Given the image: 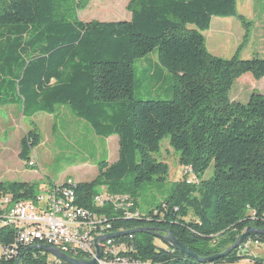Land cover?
Wrapping results in <instances>:
<instances>
[{
	"label": "trees",
	"instance_id": "16d2710c",
	"mask_svg": "<svg viewBox=\"0 0 264 264\" xmlns=\"http://www.w3.org/2000/svg\"><path fill=\"white\" fill-rule=\"evenodd\" d=\"M235 1L130 0L129 20L83 22L73 12L58 16V6H68L69 0H0V92L9 93L0 96V104L15 102V91L25 116L53 113L55 105L67 104L97 135L119 136L116 162H99L91 181L71 178L80 205L98 211L91 197L101 185L136 199L153 176L164 179L168 165L153 156L164 137L178 152L180 167L191 165L200 177L212 165L199 185L186 184L183 177L174 182L166 200L148 213L112 217L118 232L147 228L116 238L129 240L146 264L234 262L250 257L252 243H264L263 234L251 232L225 256L199 262L159 236L169 232L206 257L228 249L247 227L264 228V95L252 92L245 103L229 98L240 76H264V57L214 56L202 34L212 16L235 15ZM153 49L170 74L171 97L135 99L133 62ZM38 142V134L28 131L18 157L27 160ZM36 190L32 182L0 181V193L14 199L33 197ZM156 237L166 246L155 245ZM28 247L22 243V249ZM46 257L32 249L21 264H45Z\"/></svg>",
	"mask_w": 264,
	"mask_h": 264
},
{
	"label": "rangeland",
	"instance_id": "374dc122",
	"mask_svg": "<svg viewBox=\"0 0 264 264\" xmlns=\"http://www.w3.org/2000/svg\"><path fill=\"white\" fill-rule=\"evenodd\" d=\"M130 0H69V5H59L58 16H67L71 12L80 21H120L129 20ZM30 31L23 34L27 39ZM205 47L209 53L221 58L238 54L240 58L252 56L264 57V0H236L235 15L212 16L209 28L202 31ZM3 38L0 37V41ZM156 49L145 56L135 59L134 89L135 99H168L171 97L165 89L170 79H165L157 89L152 88L148 72L154 68ZM15 72V71H14ZM167 72V71H166ZM168 77L169 73H166ZM51 83L54 79L50 80ZM252 92L264 95V76L258 80L246 73L236 79L229 91L231 101L245 103ZM6 90L1 97H8ZM15 102L0 104V181H26L39 185L63 181L72 178L75 181H91L98 173V163L110 165L117 161L119 136L97 135L83 119L76 117L67 104H57L53 113L35 112L24 115L23 100L15 91ZM30 130L39 136V142L30 148L27 160L18 157L20 139ZM153 156L168 165V173L162 180L153 176L136 193L137 208L142 214L148 213L166 200L174 182L182 179L186 184L199 185L201 179L211 175L212 165L198 177L190 168L180 167L178 152L170 145L168 137L160 142V148ZM192 179L193 182H188ZM182 181V180H181ZM105 189V185L96 190ZM131 196L128 193H123ZM133 198V197H132ZM156 237L154 244L166 246ZM242 250L241 252H243ZM250 257L234 262L217 264H254L253 258L264 264V243L251 244Z\"/></svg>",
	"mask_w": 264,
	"mask_h": 264
},
{
	"label": "built area",
	"instance_id": "2783aa9c",
	"mask_svg": "<svg viewBox=\"0 0 264 264\" xmlns=\"http://www.w3.org/2000/svg\"><path fill=\"white\" fill-rule=\"evenodd\" d=\"M70 180L39 185L34 196L29 198L14 199L11 193H0V260L4 264H14L20 254L48 246L71 258L94 259V264L150 263L136 257L133 247L124 240L96 241L114 232L112 217L139 215L134 199L123 193L99 189L91 197L92 206L99 209L95 211L80 206L78 196L76 200L67 199ZM187 181L192 182L191 179ZM7 236H11L8 241ZM22 238H29V249H22ZM248 245L244 243V246ZM97 248L99 257H96ZM44 253L47 255L45 264L67 263L51 253Z\"/></svg>",
	"mask_w": 264,
	"mask_h": 264
},
{
	"label": "water",
	"instance_id": "95a60500",
	"mask_svg": "<svg viewBox=\"0 0 264 264\" xmlns=\"http://www.w3.org/2000/svg\"><path fill=\"white\" fill-rule=\"evenodd\" d=\"M147 230V228L145 227H140V228H134L131 230H127L125 232H120V233H114V234H109L106 235L105 238L111 237V236H116L118 234L121 233H138V232H145ZM251 232H256V233H260L264 235V228L260 229V228H252V227H248L245 229V231L240 234L235 242L225 251L217 253V254H213L210 256H206V257H199L197 256L195 253H193L190 249H188L185 245H183L181 242H179L177 239H175L169 232H166V235H162L161 238L163 239L164 242H166L172 249L178 250L184 254H186L187 256L196 259L199 262H211L215 259L221 258L223 256H225L227 253H229L233 248H235L236 246H238L247 236L249 233ZM159 235V234H158ZM160 236V235H159ZM97 241V240H96ZM34 249V248H33ZM36 249V248H35ZM37 249L43 250L46 253H51L54 256L64 260L65 262H69L71 264H94L95 260L91 259L88 261H83V260H79V259H74L71 258L69 256H67L66 254L56 250L55 248L52 247H48V246H39L37 247ZM25 253L20 254V256L17 258V260L15 261L14 264H19L21 259L24 257ZM100 256V250L99 248H97V255L96 257Z\"/></svg>",
	"mask_w": 264,
	"mask_h": 264
},
{
	"label": "crops",
	"instance_id": "0c3cea01",
	"mask_svg": "<svg viewBox=\"0 0 264 264\" xmlns=\"http://www.w3.org/2000/svg\"><path fill=\"white\" fill-rule=\"evenodd\" d=\"M156 61H157V57H156ZM168 72H166L165 69H163L159 64L158 62H155L154 63V68L148 72V76L147 77L148 79H151L152 81V88L151 89H157L161 86V83L169 78L170 79V83L169 85L165 88L167 90V94H170V90H169V87H170V84H171V77L166 74Z\"/></svg>",
	"mask_w": 264,
	"mask_h": 264
},
{
	"label": "bare ground",
	"instance_id": "6f19581e",
	"mask_svg": "<svg viewBox=\"0 0 264 264\" xmlns=\"http://www.w3.org/2000/svg\"><path fill=\"white\" fill-rule=\"evenodd\" d=\"M58 182H60V181H58ZM70 183H71V180H70ZM67 199L68 200H75V192L73 191V189H72V187H67ZM79 198H78V200H77V203L79 204ZM80 205V204H79ZM81 206V205H80ZM90 209H92V208H90ZM138 209V208H137ZM99 211V210H98ZM139 211V210H138ZM140 228V227H139ZM146 228V227H145ZM248 228V227H247ZM253 228V227H252ZM261 229V228H260ZM127 231V230H126ZM245 231V230H244ZM243 231V232H244ZM122 232V231H121ZM123 232H125V231H123ZM242 232V233H243ZM114 233H120V232H118V231H115L114 230V232H112V233H108V234H106V235H109V234H114ZM129 233H132V232H129ZM241 233V234H242ZM121 234H128V233H121ZM260 234V233H259ZM105 235V236H106ZM118 235H120V234H118ZM118 235H116V236H111V237H108V238H117L118 237ZM166 235V234H165ZM249 235V234H248ZM105 236H103L102 238H98V239H96L97 240V242L98 241H102V240H105V239H108V238H105ZM162 235H160V237H161ZM248 237V236H247ZM246 237V238H247ZM245 238V239H246ZM244 239V240H245ZM243 240V241H244ZM124 241H126V242H128L131 246H132V244L129 242V240H124ZM242 241V242H243ZM22 243L24 244V245H28L29 244V238H22ZM256 243V242H255ZM133 247V246H132ZM27 249H29V247L27 248ZM227 250V249H226ZM133 254H134V248H133ZM75 259V258H74ZM68 264H71V263H69V262H67ZM59 264H63V263H59ZM141 264H146V263H141Z\"/></svg>",
	"mask_w": 264,
	"mask_h": 264
}]
</instances>
